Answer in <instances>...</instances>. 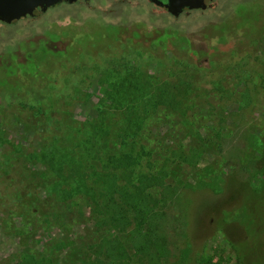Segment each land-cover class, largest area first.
Here are the masks:
<instances>
[{
    "label": "rangeland",
    "instance_id": "obj_1",
    "mask_svg": "<svg viewBox=\"0 0 264 264\" xmlns=\"http://www.w3.org/2000/svg\"><path fill=\"white\" fill-rule=\"evenodd\" d=\"M117 1L61 5L0 35V264H264V0H214L179 20L133 0L144 11L130 24ZM128 68L149 85L134 102L140 134L128 147L100 135L117 156L134 148L137 176L163 180L132 193L143 220L123 225L88 194L63 201L43 155L63 121L79 135L103 115L122 126L107 97L131 98Z\"/></svg>",
    "mask_w": 264,
    "mask_h": 264
},
{
    "label": "trees",
    "instance_id": "obj_2",
    "mask_svg": "<svg viewBox=\"0 0 264 264\" xmlns=\"http://www.w3.org/2000/svg\"><path fill=\"white\" fill-rule=\"evenodd\" d=\"M263 40L264 35L261 37V42ZM260 47L261 45L254 43L257 57L261 52ZM246 54L250 56L251 53L249 51ZM260 63H264V57H261V60L257 58L256 64L261 68ZM231 65H233V62L224 61L218 63L221 69H227ZM126 71L127 77L121 78L123 83L128 80V83L138 85L136 91L131 94L132 96L130 95L131 98H128V101L125 100L128 96L126 92L120 93L121 100L114 98L113 95L107 97L115 103L113 109L122 113V126L115 129L114 126L107 123L108 115H103L100 120H93L89 123L91 130L89 129L87 133L79 135L80 130L76 133L72 122L63 121L58 126L57 133L50 138L43 155V160L59 179L54 191L60 194L63 201L81 194H88L96 204V208L100 209L105 214V217H108L110 223L123 225L129 224L132 215L138 217L139 220H143L144 210L134 205L132 193L135 192L143 198L145 196L151 197L150 194L146 193L148 187L151 184L154 186L155 184L162 185L161 182L163 180L162 176L151 177L144 173L137 176L133 167L136 165L138 157L133 147L130 150L128 149L122 156H117L106 147L107 143L103 141V134L110 135L111 133L122 138V144L128 147L127 140L131 136H138L142 128L141 117L138 112L139 106L135 103L147 92L149 85L147 81L144 82V76L139 71L129 68ZM118 75L119 73H117L116 78H118ZM111 76H116V73L114 75L111 74ZM258 78L260 79L258 87L264 89V71L259 73ZM162 95L170 99L168 92L162 91ZM131 99L133 102H130ZM120 101L122 102L120 103ZM38 102L39 108L35 107L34 110L42 111L43 113L48 112L43 103ZM3 141L4 139L0 132V143ZM14 149L18 151L19 147L15 146ZM141 151L144 152V148ZM93 160H101L104 163V169L97 170L95 167H90L92 165L89 164ZM122 179L127 181L125 187H120L119 185ZM135 182H139V185H132ZM136 209H138V212ZM105 221L107 220L105 219ZM253 246L256 249L258 245L255 243ZM254 258L255 262L257 260L256 254ZM259 261L261 264V260Z\"/></svg>",
    "mask_w": 264,
    "mask_h": 264
},
{
    "label": "flooded vegetation",
    "instance_id": "obj_3",
    "mask_svg": "<svg viewBox=\"0 0 264 264\" xmlns=\"http://www.w3.org/2000/svg\"><path fill=\"white\" fill-rule=\"evenodd\" d=\"M94 1L95 0H76V2H74V3H69V2L64 1V2H61L59 4L54 5L53 7L48 8L47 11H45V12L41 11V13L39 15L32 16L30 14H27V15L23 16L22 18H20L17 22H14V23H10L8 21L0 19V35H4L5 33L8 32V29L16 26L17 24H19L23 20H27V19H31V18H39L43 15H46L49 11H51L57 7H60L61 5H74V4H77L79 2H84L86 4H90ZM141 1L149 7L148 8V10H150L149 13H153V14L157 13V14H160L162 16L167 15L168 17L179 20V19H182L186 15H189L193 12H198V11H202V12L204 11L205 12V11H207L210 4L214 0H205V6H206L205 9H188V10L183 9V11H181L178 14V16L175 15L173 12H171L167 8V7L171 6L170 0H141ZM103 2H108V0L107 1L103 0ZM132 2H133V0H118L116 2V4H118L120 6V8H119V11H115L114 13H116V15L119 17V19H123L124 22H127V24H130V21H129V14L130 13H133L134 11L138 12V13H141V12L143 13V11H144L143 9L142 10L141 9H138V10L132 9V8H134V7H132V8L130 7V4ZM6 28H7V30L3 31ZM65 51H66L65 46L62 45L61 50L58 52V54L63 55V54H65ZM33 55L34 54L29 55V56H33Z\"/></svg>",
    "mask_w": 264,
    "mask_h": 264
},
{
    "label": "water",
    "instance_id": "obj_4",
    "mask_svg": "<svg viewBox=\"0 0 264 264\" xmlns=\"http://www.w3.org/2000/svg\"><path fill=\"white\" fill-rule=\"evenodd\" d=\"M74 3L76 0H0V19L10 23L17 22L23 16L30 14L39 15L61 2ZM171 6L167 7L178 16L183 9H205V0H170Z\"/></svg>",
    "mask_w": 264,
    "mask_h": 264
}]
</instances>
